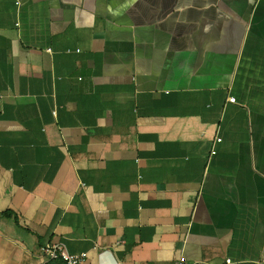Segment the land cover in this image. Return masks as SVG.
Here are the masks:
<instances>
[{
  "label": "crops",
  "instance_id": "obj_1",
  "mask_svg": "<svg viewBox=\"0 0 264 264\" xmlns=\"http://www.w3.org/2000/svg\"><path fill=\"white\" fill-rule=\"evenodd\" d=\"M52 242L264 264V0H0V264Z\"/></svg>",
  "mask_w": 264,
  "mask_h": 264
},
{
  "label": "built area",
  "instance_id": "obj_2",
  "mask_svg": "<svg viewBox=\"0 0 264 264\" xmlns=\"http://www.w3.org/2000/svg\"><path fill=\"white\" fill-rule=\"evenodd\" d=\"M229 101H236L234 96L229 97ZM54 113L56 111L54 110ZM217 140H221V137H218ZM216 151L213 149L212 153ZM44 255L49 259L61 258L65 261V264H82L86 258V252L79 254L70 253L65 244L62 242H52L48 243L42 248ZM186 258L181 256L176 264H186ZM227 262H230V258L226 259Z\"/></svg>",
  "mask_w": 264,
  "mask_h": 264
},
{
  "label": "trees",
  "instance_id": "obj_3",
  "mask_svg": "<svg viewBox=\"0 0 264 264\" xmlns=\"http://www.w3.org/2000/svg\"><path fill=\"white\" fill-rule=\"evenodd\" d=\"M42 264H65V261L61 258H55V259H48L46 262Z\"/></svg>",
  "mask_w": 264,
  "mask_h": 264
}]
</instances>
